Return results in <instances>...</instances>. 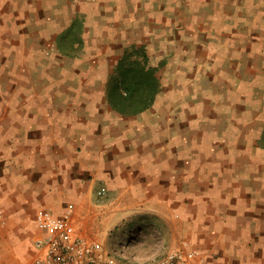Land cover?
I'll return each instance as SVG.
<instances>
[{
	"label": "crops",
	"instance_id": "crops-1",
	"mask_svg": "<svg viewBox=\"0 0 264 264\" xmlns=\"http://www.w3.org/2000/svg\"><path fill=\"white\" fill-rule=\"evenodd\" d=\"M144 46L167 85L125 114L99 75ZM70 204L104 249L264 264V0H0V264Z\"/></svg>",
	"mask_w": 264,
	"mask_h": 264
},
{
	"label": "rangeland",
	"instance_id": "rangeland-1",
	"mask_svg": "<svg viewBox=\"0 0 264 264\" xmlns=\"http://www.w3.org/2000/svg\"><path fill=\"white\" fill-rule=\"evenodd\" d=\"M165 64V59L160 62L152 60L146 46L133 47L128 56L121 58L118 65L114 66L111 75L102 73L99 79L105 82V85H112L114 106L120 112L123 111L122 113L129 112V106L152 104V100L162 89L159 86L167 85V75L159 73ZM116 228L112 231L111 244L108 249L106 248V251L111 252L116 259V264H158L167 253L158 241L160 240L158 236L154 238L152 234H141L138 230H135V234L130 232L125 235L121 229ZM142 253L143 256H147L146 260H142L143 256L137 258V255ZM152 255H158L160 258L157 261L153 260Z\"/></svg>",
	"mask_w": 264,
	"mask_h": 264
},
{
	"label": "built area",
	"instance_id": "built-area-1",
	"mask_svg": "<svg viewBox=\"0 0 264 264\" xmlns=\"http://www.w3.org/2000/svg\"><path fill=\"white\" fill-rule=\"evenodd\" d=\"M73 210L74 204L62 216L46 208L38 210L37 226L41 234L35 240L39 252L34 264H116L112 253L101 243L75 233L71 227ZM158 264L189 263L183 254L169 251Z\"/></svg>",
	"mask_w": 264,
	"mask_h": 264
},
{
	"label": "trees",
	"instance_id": "trees-1",
	"mask_svg": "<svg viewBox=\"0 0 264 264\" xmlns=\"http://www.w3.org/2000/svg\"><path fill=\"white\" fill-rule=\"evenodd\" d=\"M152 99H153V97H152ZM154 100V99H153ZM153 100H152V102H153ZM151 104H149V105H141V106H137V107H134L133 105H132V107L131 106H129L130 107V109H129V112H124V113H136V112H138V111H142V110H144V109H146L148 106H150ZM123 112V111H122Z\"/></svg>",
	"mask_w": 264,
	"mask_h": 264
}]
</instances>
